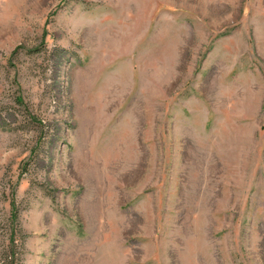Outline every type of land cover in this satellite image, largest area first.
Listing matches in <instances>:
<instances>
[{
    "label": "rangeland",
    "instance_id": "rangeland-1",
    "mask_svg": "<svg viewBox=\"0 0 264 264\" xmlns=\"http://www.w3.org/2000/svg\"><path fill=\"white\" fill-rule=\"evenodd\" d=\"M0 264H264V0H0Z\"/></svg>",
    "mask_w": 264,
    "mask_h": 264
},
{
    "label": "trees",
    "instance_id": "trees-1",
    "mask_svg": "<svg viewBox=\"0 0 264 264\" xmlns=\"http://www.w3.org/2000/svg\"><path fill=\"white\" fill-rule=\"evenodd\" d=\"M14 210V209H13Z\"/></svg>",
    "mask_w": 264,
    "mask_h": 264
}]
</instances>
